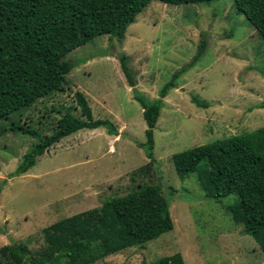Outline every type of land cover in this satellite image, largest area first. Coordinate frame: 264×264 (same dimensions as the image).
<instances>
[{"label": "rangeland", "instance_id": "1", "mask_svg": "<svg viewBox=\"0 0 264 264\" xmlns=\"http://www.w3.org/2000/svg\"><path fill=\"white\" fill-rule=\"evenodd\" d=\"M202 38L207 46L190 66ZM125 52L136 79L129 86L118 59ZM66 59L78 64L63 89L12 115L40 135L52 133L59 111L76 107L82 91L95 119L106 128L81 129L62 138L26 173L10 176L37 141L8 132L0 136V248L25 242L35 251L44 245L43 228L71 215L100 207L141 183H160L170 200L174 228L144 246H132L92 264H154L162 256L182 253L186 264H264L258 243L236 223L225 204L205 196L194 173L181 179L172 155L230 135L264 126V40L232 0L166 4L153 0L126 30L123 41L100 35L72 50ZM187 67L176 88L164 98L154 131L156 162L145 175L132 172L150 159L137 142L146 141L143 109L134 98L148 99L175 71ZM207 100L197 106L191 96ZM10 119V120H11ZM0 121V127L10 121ZM0 264L6 260L0 255Z\"/></svg>", "mask_w": 264, "mask_h": 264}, {"label": "trees", "instance_id": "2", "mask_svg": "<svg viewBox=\"0 0 264 264\" xmlns=\"http://www.w3.org/2000/svg\"><path fill=\"white\" fill-rule=\"evenodd\" d=\"M153 0H0V121L30 108L39 99L63 89L66 77L77 63L66 59L75 48L109 35L123 41L128 26ZM172 5L209 3L214 0H158ZM235 11L244 14L264 40V0H232ZM202 38L190 66L206 49ZM130 87L136 79L123 52L118 57ZM187 67L177 70L148 99L138 91L134 98L143 109L146 141L137 142L150 162L132 172L145 175L156 162L154 131L164 98L176 88ZM79 114L72 107L59 111L60 117L49 134L40 133L20 118L0 127V136L21 133L37 139L10 176L30 170L38 156L62 138L81 129L104 127L109 134L118 131L110 120L95 119L82 91L74 93ZM191 100L202 108L207 100L196 95ZM264 107V106H263ZM177 175L186 179L196 173L205 196L225 204L233 220L259 245L264 257V126L212 142L187 148L172 155ZM174 228L170 200L160 183H141L124 195L107 197L100 207L62 218L43 228L44 245L32 251L25 242L0 248L6 264H92L132 246L148 241ZM154 264H186L180 252L162 256Z\"/></svg>", "mask_w": 264, "mask_h": 264}]
</instances>
